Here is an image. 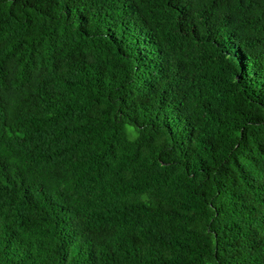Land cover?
<instances>
[{
    "label": "trees",
    "instance_id": "16d2710c",
    "mask_svg": "<svg viewBox=\"0 0 264 264\" xmlns=\"http://www.w3.org/2000/svg\"><path fill=\"white\" fill-rule=\"evenodd\" d=\"M0 264H264V0H0Z\"/></svg>",
    "mask_w": 264,
    "mask_h": 264
},
{
    "label": "rangeland",
    "instance_id": "374dc122",
    "mask_svg": "<svg viewBox=\"0 0 264 264\" xmlns=\"http://www.w3.org/2000/svg\"><path fill=\"white\" fill-rule=\"evenodd\" d=\"M128 130H130V128H128Z\"/></svg>",
    "mask_w": 264,
    "mask_h": 264
}]
</instances>
